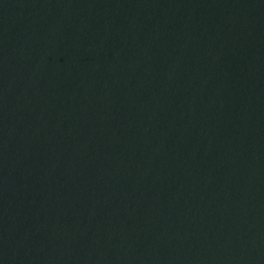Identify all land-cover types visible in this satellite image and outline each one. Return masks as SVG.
Masks as SVG:
<instances>
[{
    "label": "water",
    "instance_id": "obj_1",
    "mask_svg": "<svg viewBox=\"0 0 264 264\" xmlns=\"http://www.w3.org/2000/svg\"><path fill=\"white\" fill-rule=\"evenodd\" d=\"M0 264H264V0H0Z\"/></svg>",
    "mask_w": 264,
    "mask_h": 264
}]
</instances>
